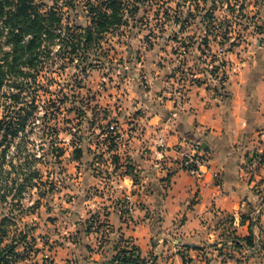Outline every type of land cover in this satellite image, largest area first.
I'll use <instances>...</instances> for the list:
<instances>
[{
    "label": "rangeland",
    "instance_id": "obj_1",
    "mask_svg": "<svg viewBox=\"0 0 264 264\" xmlns=\"http://www.w3.org/2000/svg\"><path fill=\"white\" fill-rule=\"evenodd\" d=\"M72 4L64 20L85 28L84 0ZM136 6L134 19L105 34L99 47L89 51L88 58L96 53L100 60L84 68L78 60L62 58L54 65L50 60L38 77L41 90H48L40 104L50 100L47 108L56 120L48 126H56L57 145L64 154L58 161L51 155L37 159L40 179L23 191L21 205L12 208L4 242L19 238V231L26 235L17 246L21 256L15 264H56V252L76 249L80 238L75 224L96 219L99 193L112 188L114 172L142 179V170L129 155V129L139 127L135 120L155 112L164 91L185 89L204 80L202 76L227 82L255 55L257 40L264 39V0H140ZM209 9L213 17L206 23L202 16ZM206 49L210 54L203 59ZM42 132L36 127L30 135L33 150L49 147V137L40 138ZM74 145L83 150L77 161ZM34 152L40 155V150ZM9 208V202L0 200V213H9Z\"/></svg>",
    "mask_w": 264,
    "mask_h": 264
},
{
    "label": "crops",
    "instance_id": "obj_2",
    "mask_svg": "<svg viewBox=\"0 0 264 264\" xmlns=\"http://www.w3.org/2000/svg\"><path fill=\"white\" fill-rule=\"evenodd\" d=\"M240 67L225 83L202 76L164 91L158 109L135 120L129 155L142 179L115 171L95 205L102 228L86 231L89 221L79 220L77 248L56 252L54 263L110 264L120 235L147 264H264V39ZM195 142L208 164L190 175L177 150ZM125 195L134 202L127 215L119 207ZM250 234L253 246L242 239Z\"/></svg>",
    "mask_w": 264,
    "mask_h": 264
},
{
    "label": "trees",
    "instance_id": "obj_3",
    "mask_svg": "<svg viewBox=\"0 0 264 264\" xmlns=\"http://www.w3.org/2000/svg\"><path fill=\"white\" fill-rule=\"evenodd\" d=\"M50 1L51 5L45 0H0V99H3L0 101L3 110L0 114V200L10 203L9 213H0V264H15L21 256L17 246L26 239L24 233L19 231V238L13 236L10 242L4 240L8 237V225L12 224V208L21 205L23 191L35 186L34 180L40 179L35 162L38 158L48 160L50 155L58 161L64 154V149L57 145L56 126H48L49 121L56 120L47 108L50 100L40 104V97L48 90H41L44 85L38 77H43L41 73L50 60L53 65L62 58L78 60L77 64L83 68L100 60L96 53L88 58L89 51L99 47L105 34L126 26L129 18L134 19L136 3L140 0H84L88 16L85 28L64 20L63 14L74 9L75 0ZM210 10L202 16L206 23L213 17ZM202 41L206 45L207 36ZM53 45H56L55 52L51 50ZM52 101L55 104V100ZM60 103L55 107L57 111ZM39 108L43 109L41 116ZM36 127L43 128L40 138L49 137L48 148L33 150L30 135ZM73 147V160L77 161L83 150L77 145ZM39 150L37 156L34 151ZM89 227L90 222L86 231ZM102 237L104 243L103 233ZM242 239L246 245L253 246L251 234ZM115 250L108 261L110 264H147L138 248L129 245L128 238L119 235Z\"/></svg>",
    "mask_w": 264,
    "mask_h": 264
},
{
    "label": "built area",
    "instance_id": "obj_4",
    "mask_svg": "<svg viewBox=\"0 0 264 264\" xmlns=\"http://www.w3.org/2000/svg\"><path fill=\"white\" fill-rule=\"evenodd\" d=\"M207 51L204 50L202 53L203 59H207L209 57L208 53L210 54V50L206 49ZM187 76H190L191 74L186 73ZM216 76V75H214ZM214 76H210V78L214 79ZM171 92V91H170ZM155 144L157 147V154L160 155L159 158H162V152L161 150L165 147V142L163 140L162 136H157L155 138ZM179 155H180V165L181 168L186 171L190 175H199L201 172V168L207 166L208 164V159L207 155L202 149L200 142H195L192 145L188 147H180L178 150ZM105 189L103 188V192ZM102 192V193H103ZM119 207L121 211L127 215L130 214L133 209H134V202L130 198L129 195H125L122 198V201L119 204ZM91 224V228L94 231H99L101 222L99 219H93ZM103 244V237L102 233L99 235L98 240H97V245L101 246Z\"/></svg>",
    "mask_w": 264,
    "mask_h": 264
}]
</instances>
